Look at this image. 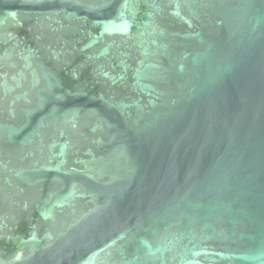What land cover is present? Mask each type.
<instances>
[{
	"label": "water",
	"instance_id": "water-1",
	"mask_svg": "<svg viewBox=\"0 0 264 264\" xmlns=\"http://www.w3.org/2000/svg\"><path fill=\"white\" fill-rule=\"evenodd\" d=\"M0 264H264V0H0Z\"/></svg>",
	"mask_w": 264,
	"mask_h": 264
}]
</instances>
